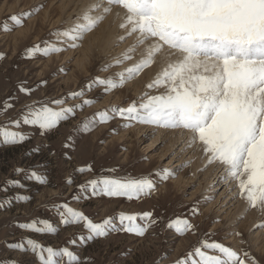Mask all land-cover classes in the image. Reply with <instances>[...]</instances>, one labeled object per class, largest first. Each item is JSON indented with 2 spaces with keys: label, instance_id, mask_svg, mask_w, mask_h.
Wrapping results in <instances>:
<instances>
[{
  "label": "rangeland",
  "instance_id": "obj_1",
  "mask_svg": "<svg viewBox=\"0 0 264 264\" xmlns=\"http://www.w3.org/2000/svg\"><path fill=\"white\" fill-rule=\"evenodd\" d=\"M61 1L0 0V53L5 55L0 61V128L21 131L30 137L16 146L3 145L0 138V202L18 194L31 197L27 203L13 200L10 207L0 208V264L8 261L38 264L32 253L10 250L6 246L25 238L56 249L68 246L90 264H160L162 257H166L163 264H177L181 260L191 264L193 260L198 261L193 255L195 248L207 238L233 249L246 264H252V261L245 257V252L255 257L259 264H264V109L256 107L252 100L247 101L248 95L245 94L254 91L258 97H264V8L255 3L222 5L212 0H102L104 5L96 9L94 15L99 14L105 5L110 6L114 10L112 28L126 23L137 34L148 32L147 38H155L153 46H159L160 53L155 52L157 48L153 49L154 53L150 52V47H146L148 52H145V45L138 40L133 45L135 47L130 46L133 48L131 55L128 52L116 54L120 44L123 46L130 39L131 31L123 33L122 28L121 32H116L121 38L115 37L117 41L120 39L115 51H105L103 47L98 49L93 45V54L89 52L86 60L78 47L47 58L37 55L34 59H25L27 49L53 42V33L57 30L82 33L81 47L88 42V35L95 33L98 36L102 22L109 18L104 14L102 19L92 21L88 12L81 13L85 0H72L68 8L64 0ZM70 1L65 2L69 4ZM12 16L23 17V26L16 27L10 19ZM6 23L11 31L4 30ZM98 37L102 39L100 34ZM151 59L154 66L149 65ZM102 67H108V70L100 71ZM120 75L122 78L135 75L134 78L142 84L140 91L136 92L133 85H127ZM97 76L110 78L122 86L107 94L100 87L88 91L85 98L97 102L78 109L74 116L49 133L42 135L39 128L22 123L19 129L13 126L17 120L22 122L29 106L48 103L54 107L51 101L79 91ZM22 83L33 91L30 94L20 92ZM248 83L254 84V88ZM6 103L12 107L5 109ZM80 103L79 99L68 100L65 106ZM132 106L138 110L139 121L131 128L123 127L126 121L120 118L98 125L90 132H85L82 127L85 120L100 111ZM182 122L185 125L176 128L175 132L180 130L186 141L187 133L199 135L206 146L205 155H211L215 160L214 166L218 163L217 167L223 166L226 171L235 168L231 163H238L237 170L230 171L236 177L234 181L228 180L230 186L220 184L214 187L217 182L214 176L188 182L187 179L192 177L188 166L175 171V178L168 181H161L154 175L157 170L172 168L169 166L172 156L167 160L161 156L167 141H156L157 132H171L166 128L167 123L176 125ZM137 128L142 130L140 136L137 131L131 133ZM33 149H39V153L30 155ZM89 164H92L93 172L79 174L76 171ZM33 167L47 174V186L32 183L24 174L17 175L15 171L22 168L27 172ZM204 167L202 172L208 169L206 165ZM108 168H117L115 174L118 176H151L156 180L157 193L153 194L157 198L152 194L139 201L107 197L73 200L79 185L107 174L105 170ZM243 171L247 174L244 183L241 180L245 179L240 177ZM181 173L186 183L176 182ZM68 177L74 178L71 187L65 184ZM11 180L23 182L28 190L8 187L4 191ZM235 187L241 188V192L233 198V193L238 190ZM219 198L221 208H216ZM239 199L248 207L239 211L237 216H246L245 213L251 211L249 214L258 215V226L252 230L247 219L241 217L234 223L239 228L233 235L235 228L231 222L238 213L234 209ZM65 202L83 211L94 222L115 217L121 212L145 211H153L154 216L163 222L157 223L143 238L111 233L108 237L88 242L86 246L73 247L69 241L77 239L79 245L78 237L87 233L80 225L64 226L60 223L52 206ZM194 207L198 209L195 215L192 212ZM177 216L189 219L196 230L180 236L167 229L166 224ZM33 219L50 220L58 232L35 234L18 228L19 223ZM259 233L262 236L256 237Z\"/></svg>",
  "mask_w": 264,
  "mask_h": 264
},
{
  "label": "snow or ice",
  "instance_id": "obj_2",
  "mask_svg": "<svg viewBox=\"0 0 264 264\" xmlns=\"http://www.w3.org/2000/svg\"><path fill=\"white\" fill-rule=\"evenodd\" d=\"M213 3L228 5L232 3H255L264 8V0H212ZM28 16L31 13L27 14ZM11 21L16 27L23 26V17L12 16ZM5 31H11L6 23L4 25ZM54 41L45 42L44 46L40 44L35 45L27 49L24 54L25 59H34L37 55L43 57H50L54 54H60L68 51L69 48L78 47L77 41L82 39V33L73 31L57 30L53 33ZM5 59V55L0 53V61ZM108 67H102L100 71H107ZM64 70L61 69V72ZM121 84H117L112 79L101 78L99 76L94 77L87 82L84 88L79 91L70 92L66 97L51 101L53 106H49L48 103H43L41 106H29L25 114L23 115L22 122L17 120L13 126L17 129L21 127V123L25 126L36 127L41 130V134L49 133L58 128V126L69 119L70 116H74L77 110H82L85 107L93 106L97 101L92 99H86V93L94 90L95 87L103 89L104 93H111L116 88L121 87ZM39 87V85H38ZM19 91L25 94H30L33 89H30L22 83ZM81 100L82 103L75 106H65L68 100ZM12 105L6 103L5 109L11 108ZM114 118H120L126 123L123 127L131 128L134 126V122L139 121L138 110L135 106L129 108L112 107L104 111H100L95 114L94 117L84 121L82 127L85 132L92 131L96 126L110 123ZM0 138H2L3 145L16 146L25 143L29 140V135L21 131H12L9 128H0ZM68 147V145H65ZM39 149H33L29 154H38ZM17 175L24 174L25 178L39 186H47L49 179L47 174L38 172L35 167L28 170L18 168L15 170ZM79 174L91 173L94 171L92 164L86 167H80L76 170ZM107 174H101L94 179L87 181L84 184L78 186V192L73 195V200L79 202L81 197L85 200L91 197H107V198H123L127 201L141 200L143 198L150 197L156 191V180L151 176H143L141 178H134L130 175L118 176L115 173L118 172L117 168H108L105 170ZM154 175L159 177L161 181H168L170 178H175V173L169 169L157 170ZM74 183L73 177H68L65 181L67 187H71ZM8 187H18L27 191L26 185L19 180H11L8 185L3 189L8 190ZM27 203L31 200L28 195H16L15 197H9L0 202V208L5 206H11L12 201ZM52 211H54L59 221L64 226L80 225L86 230L87 235H80L77 239L69 241L73 247L86 246L88 242L95 241L98 238L108 237L111 233H126L134 235L135 237L143 238L157 223H162V220H158L154 216L153 211H145L143 213L128 214L121 212L115 217H109L103 219L101 222H94L92 218L86 215L83 211H79L70 206L69 203H61L59 205H53ZM195 215L198 212L197 208L192 209ZM18 228L23 231H29L35 234H55L58 232V228L50 222L48 219H33L30 222L19 223ZM167 229L174 230L175 233L180 236L189 232H194L195 226L189 219L182 216H177L170 219L166 224ZM10 250H19L22 252H30L37 258L38 264H90L88 260H82L77 252H74L68 246L56 249L52 246H44L38 241L32 238H25L22 242L11 243L6 245ZM207 250V251H206ZM216 254H209V253ZM198 257V261L193 260L191 264H246L245 260H241L240 255L233 249L226 247L224 244L215 240H209L207 238L200 242V246L195 248L194 254ZM245 257L251 259L252 264H259V261L255 257H252L250 253L245 252ZM161 258L160 264H163ZM5 264H16L15 261H8ZM177 264H187L186 261H178Z\"/></svg>",
  "mask_w": 264,
  "mask_h": 264
},
{
  "label": "bare ground",
  "instance_id": "obj_3",
  "mask_svg": "<svg viewBox=\"0 0 264 264\" xmlns=\"http://www.w3.org/2000/svg\"><path fill=\"white\" fill-rule=\"evenodd\" d=\"M66 0H64V2H63V0L61 1V2H63L64 3V5L66 6V8H68L71 4H72V0L70 1V3L69 4H67L66 2H65ZM86 2H85V4H84V8H82L81 9V13H85V12H88L89 14H90V16H91V20L92 21H94V20H96V19H99V18H101L102 19V16L104 15V14H107L108 15V19L107 20H105V22H102L103 23V25H101V27H100V29H99V34H100V36H101V40L99 39V34H98V36L97 35H95V33H93V34H91L90 36L88 35V38L86 39L88 42L87 43H85V44H82L83 46H78V49H82V52H81V54H82V57L86 60V58L88 59L89 58V56L87 55L89 52H92V54H93V51L91 50V48H93L92 46L93 45H95L98 49H101L102 47L105 49V51H107V50H109V52H111L112 50H114V48L119 44V42L118 41H120V39L117 41L116 39H115V37H120V36H118V33H116L117 31L119 32L120 31V29H122L123 28V33H125V32H127V34H128V32L129 31H131L130 33V39H129V41H128V43L127 44H125V45H121L120 44V46L121 47H119L118 49H116V54H121V53H124V52H128L129 53V55H131L132 53H133V51H131V48L132 47H135V46H133V45H135V43L139 40L140 41V43L141 44H144L145 46V48L146 47H150V49H151V51L150 52H152L153 51V49L154 48H157V49H155V52L156 53H160V51H161V49H160V47L159 46H157V47H154L153 45L155 44V41H154V39L155 38H152V36H151V39L149 38H147V37H149V36H147V33H145V32H140V33H136V30H133L134 28H132V26H130V27H127V26H129V25H127L126 23L124 24V25H122V27H120V26H117L116 25V27H114V28H112V26H111V21H112V18H113V14H114V10H111V7L110 6H108V5H105V7L103 8V10L99 13V14H97V15H94V13H95V11H97L96 9H99L100 7H102V5H104V4H102L101 3V1L102 0H85ZM99 3H101V5L99 4ZM62 4V3H61ZM61 4H60V6H61ZM79 7V6H78ZM62 9V8H61ZM119 10V9H118ZM68 11V10H67ZM77 12V11H76ZM67 13V12H66ZM75 13V12H74ZM80 13V14H81ZM116 13L118 14V11L116 10ZM68 14V13H67ZM116 14V15H117ZM106 15V16H107ZM64 16V15H63ZM68 17V16H67ZM89 17V16H88ZM118 17V16H117ZM129 17V16H128ZM103 18H105V17H103ZM106 19V18H105ZM120 20V19H119ZM61 22V21H60ZM100 22V21H99ZM127 22V21H126ZM101 23V22H100ZM128 23V22H127ZM131 24V23H130ZM121 25V24H120ZM134 25V24H133ZM263 29V28H262ZM96 31V30H95ZM262 31V30H261ZM98 32V31H97ZM121 32V31H120ZM259 32H260V30H259ZM137 35H136V34ZM263 33H264V29H263ZM258 34V33H257ZM128 36V35H127ZM121 38V37H120ZM148 40V41H147ZM150 40V41H149ZM138 41V42H139ZM99 42V44H96V43H98ZM77 43H78V45H79V41H77ZM83 43V42H82ZM100 44H102V46L100 45ZM140 44V45H141ZM158 44V43H157ZM188 44V43H187ZM130 46H132V47H130ZM187 46V45H186ZM200 46V45H199ZM141 47H143V46H141ZM192 47V46H191ZM190 47V48H191ZM193 48V47H192ZM147 49V48H146ZM145 49V50H146ZM187 49H188V47H187ZM96 50V49H95ZM132 50H133V48H132ZM135 50H136V48H135ZM184 50V49H183ZM192 50V49H191ZM77 51V50H76ZM79 51H81V50H79ZM115 51V50H114ZM166 51H167V49H166ZM169 51V50H168ZM167 51V52H168ZM84 52H87V53H84ZM95 52V51H94ZM101 52V51H100ZM99 52V53H100ZM139 52H140V50H139ZM145 52H148V49H147V51H145ZM164 52V51H163ZM79 53V52H78ZM141 53V52H140ZM140 53H138V54H140ZM143 53V52H142ZM141 53V54H142ZM152 53H154V52H152ZM166 53V52H165ZM109 54V53H108ZM138 54H137V57H139L138 56ZM80 55V54H79ZM128 55V54H127ZM177 55V54H176ZM91 56V55H90ZM134 56H136V54L134 55ZM142 56V55H141ZM162 56V55H161ZM160 56V57H161ZM183 56V55H182ZM162 57H164V56H162ZM168 57H170L169 55H168ZM172 57V56H171ZM135 58V57H134ZM174 58V57H173ZM193 58V57H192ZM82 59V58H81ZM138 59V58H137ZM149 59V58H148ZM158 59V58H157ZM157 59H155V60H157ZM161 59V58H160ZM168 59V58H167ZM187 59V58H186ZM194 59V58H193ZM162 60V59H161ZM170 60V59H169ZM175 60H179V58L178 59H175ZM143 61V60H142ZM166 61V60H165ZM168 61V60H167ZM166 61V62H167ZM172 62V61H171ZM170 62V63H171ZM176 62H178V61H176ZM207 62V61H206ZM209 62V61H208ZM213 62V61H212ZM229 62V61H228ZM83 63H85V62H83ZM88 63V62H87ZM145 63H146V60H145ZM174 63V62H173ZM172 63V64H173ZM185 63V62H184ZM194 63V62H193ZM205 63V62H204ZM236 63V62H235ZM127 64V63H126ZM210 64V63H209ZM84 65V64H83ZM146 65V64H145ZM149 65H153L154 66V63H153V60L151 59V61H150V64ZM158 65V64H157ZM160 65H162V64H159V66ZM179 65V64H178ZM181 65V64H180ZM211 65V64H210ZM215 64H213V66H214ZM85 66H86V64H85ZM147 67H148V65H146ZM195 66L197 67V65L195 64ZM219 66H221V65H219ZM257 66V65H256ZM255 66V67H256ZM264 66V65H263ZM165 67V66H164ZM185 67V66H184ZM211 67V66H210ZM254 67V68H255ZM259 66H257V68H258ZM160 68V67H159ZM216 68H217V66H216ZM86 69V68H85ZM149 69V68H148ZM147 69V70H148ZM161 69V68H160ZM175 69V68H174ZM181 69V68H180ZM187 69H188V67H187ZM186 69V70H187ZM211 69H213V67L211 68ZM145 70V69H144ZM143 70V71H144ZM154 70V69H153ZM182 70V69H181ZM180 70V71H181ZM186 70H184V71H186ZM192 70V69H191ZM215 70V69H214ZM255 70V69H254ZM257 70V69H256ZM156 71V70H155ZM158 71H159V69H158ZM195 71V70H194ZM198 71V70H197ZM196 72V71H195ZM207 72V71H206ZM146 73V72H145ZM202 73V72H201ZM244 73V72H243ZM156 74V73H155ZM192 74V73H191ZM149 75V74H148ZM200 75V74H199ZM211 75H213V74H211ZM215 75V74H214ZM223 75V74H222ZM121 77H120V79L122 78V76L123 75H120ZM134 76L135 75H127V77L126 78H122V80L124 79V82L125 83H127V85H133V87L135 88L134 90H136V92H139L140 91V88H141V86H142V84H141V81L139 80V79H136V78H134ZM195 76V75H194ZM193 76V77H194ZM201 76V75H200ZM216 76V75H215ZM150 77H152V75L150 76ZM196 77V76H195ZM204 77V76H203ZM206 77V76H205ZM244 77H246V76H244ZM190 78V77H189ZM196 78H198V77H196ZM200 78V77H199ZM198 78V79H199ZM119 79V78H118ZM218 79H220V78H218ZM189 80H191V79H189ZM210 80V79H209ZM221 80V79H220ZM223 80V79H222ZM221 80V81H222ZM192 81V80H191ZM197 82H198V80H196ZM219 81V80H218ZM143 82V81H142ZM192 83V82H191ZM152 84H153V82H152ZM197 83H195V85H196ZM211 84V83H210ZM213 84V83H212ZM249 84V86L251 87V88H254V84L252 85V83H248ZM126 85V86H127ZM217 86V85H216ZM132 87V88H133ZM175 87V86H174ZM194 87V86H193ZM219 87V86H218ZM239 88V87H238ZM244 88V87H243ZM240 89H242V88H240ZM161 90V89H160ZM165 90V89H164ZM163 90V91H164ZM167 90V89H166ZM232 90V89H231ZM243 90V89H242ZM193 91V90H192ZM213 91V90H212ZM217 91V90H216ZM245 91V89L243 90V92ZM142 92V91H141ZM141 92H140V94H141ZM232 92H234L235 93V91H232ZM239 92V91H238ZM237 92V93H238ZM246 92V91H245ZM248 92V91H247ZM247 92L245 93L246 95H248L247 96V101H251L252 100V104H254L256 107H260V109H261V107H263L262 109H264V97L263 98H261V97H258V95H256L255 94V92L254 91H250V92H248V94H247ZM218 93V92H217ZM220 93V92H219ZM240 93V92H239ZM169 94V93H168ZM244 94V95H245ZM138 95V94H137ZM170 96V95H169ZM240 97V96H239ZM110 98V97H109ZM201 98V97H200ZM240 99V98H239ZM118 100V99H117ZM246 100V99H245ZM111 101V100H110ZM230 101V100H229ZM153 102H155V101H153ZM152 102V103H153ZM243 103H245V101L243 102ZM154 106V105H153ZM103 108V107H102ZM254 108V107H253ZM250 109V108H249ZM176 110V109H175ZM259 110V109H258ZM178 112V111H177ZM256 112H257V110H256ZM263 112V111H262ZM260 113H261V110H260ZM259 115V114H258ZM261 116V115H260ZM184 119V118H183ZM182 118H181V120H183ZM261 119V118H260ZM180 120V121H181ZM164 121H166V119H164ZM166 125H169V126H166ZM166 125H164V126H166V128H169V129H171V132H165V131H162V130H159L158 132H157V135H158V137H157V139H156V141H158L159 139H165L167 142V144H166V148H165V150H164V152L162 153V157H163V159H168V157H170V156H172V158H171V161H170V163H169V166H171L172 168L170 169L171 171H174V173H175V171H177V170H179V169H181V168H184V167H186V166H188L189 168H190V175H192V177L190 178V179H187L188 180V182H190V181H199V179H201L202 177H211V176H214L215 177V179L217 180V182H216V184L214 185V187H217L218 185H222V186H230L229 184L231 183V181H234V179L236 178L235 176H234V174L233 173H231V172H233V171H235V170H237L236 169V166H237V162H233V164L231 163V165L233 166V167H235L234 169H232V170H230V168L229 169H226V171H223V166L221 167V166H219V167H217V165H218V163L214 166V164H215V160L213 159V157H210L211 155H209V156H206L205 155V147H204V145H203V143L201 142V138L199 137V135H195V134H193V133H187L186 131V135H187V141L186 140H183V138L182 137H185V136H182V135H184V134H180L179 132H181L180 130L177 132H175V129L177 128V129H180L183 125H185V124H183V122H182V124L180 123V124H176V125H173V124H170V123H167ZM137 126V125H136ZM148 127V126H147ZM165 128V127H164ZM154 129V128H153ZM193 129V128H192ZM189 130V129H188ZM187 130V131H188ZM135 131H137V133H138V136H140L141 134H142V130H141V128H137L136 130L135 129H133L132 131H131V133H133V132H135ZM183 131V130H182ZM184 133V132H183ZM134 134V133H133ZM127 136V135H126ZM176 159H179V161H177ZM219 163H220V161H219ZM207 166V170L206 171H204V172H202L203 170H204V166ZM230 165V166H231ZM227 166H229V165H227ZM239 166V165H238ZM204 167V168H203ZM244 170V169H243ZM231 171V172H230ZM240 171V170H239ZM248 172H250V171H248ZM247 172V173H248ZM228 176V178H226ZM247 176V174H246V172L245 171H243L242 172V175L240 176L241 177V179H245V177ZM183 174L181 173L180 174V176H179V178L176 180V182H178V183H186V181L183 179ZM231 178V181H229L228 182V180ZM247 178V177H246ZM237 181H238V178L236 179ZM201 181V180H200ZM209 181V180H208ZM243 183L244 182H246V179L245 180H241ZM241 181H239V183H241ZM226 182V183H225ZM228 182V183H227ZM225 183V184H224ZM238 183V184H239ZM212 185V184H211ZM237 187H238V185H236ZM237 187H235V188H237ZM238 190H236L234 193H233V198H235L237 195H240L239 193L241 192L240 190H241V188H237ZM231 190V189H230ZM229 191V190H228ZM157 193V192H156ZM155 192H154V194H156ZM154 194H153V196L152 197H154V198H157V196H154ZM231 199H232V197H230ZM243 198H245V197H243ZM224 201V200H223ZM226 201V200H225ZM224 201V202H225ZM237 202V206H236V208L234 209L235 211H238V213H236L235 214V217L240 213L239 211H243V209L245 208V207H248V206H245L244 205V201L242 202L241 201V199H239V200H237L236 201ZM235 202V203H236ZM234 203V204H235ZM221 204H222V201H220V198H219V200H218V205H217V207L216 208H219L220 206H221ZM233 204V205H234ZM223 206V205H222ZM232 206V205H231ZM231 206H230V208H231ZM221 208V207H220ZM223 208V207H222ZM211 209V208H210ZM221 211V210H220ZM245 211V210H244ZM257 211V210H256ZM231 212V211H230ZM251 212V211H250ZM250 212H246L245 213V215L246 214H248V215H246V216H237V218H235L234 217V219H232V222H231V226H234V228L235 229H233L232 231V234L233 235H235V233L238 231V228L239 227H235V225H234V223L236 222V220L237 219H240L241 217L243 218H246L247 219V221H248V223H249V225H250V228L252 229V230H255V228L258 226V215L257 214H249ZM232 213V212H231ZM252 213V212H251ZM241 214H243L244 215V213H241ZM237 229V230H236ZM257 235V234H256ZM262 235H261V233H259L256 237H261ZM258 242V241H257ZM255 243V242H254ZM239 244V243H238ZM256 248V247H255Z\"/></svg>",
  "mask_w": 264,
  "mask_h": 264
}]
</instances>
